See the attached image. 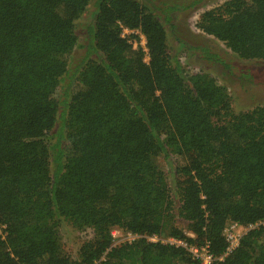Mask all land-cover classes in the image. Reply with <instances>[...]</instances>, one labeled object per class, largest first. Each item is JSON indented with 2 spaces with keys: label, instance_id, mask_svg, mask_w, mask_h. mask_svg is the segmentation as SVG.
Masks as SVG:
<instances>
[{
  "label": "trees",
  "instance_id": "obj_1",
  "mask_svg": "<svg viewBox=\"0 0 264 264\" xmlns=\"http://www.w3.org/2000/svg\"><path fill=\"white\" fill-rule=\"evenodd\" d=\"M90 3L0 0V264H201L154 234L208 241L220 258L228 219L264 220V106L235 114L215 77L186 76L168 54L169 17L141 0H97L89 35L101 56L57 98ZM119 21L145 34L149 63ZM196 26L264 60V0H226ZM163 153L177 159L188 230L172 225ZM61 220L93 230L75 260L62 252ZM114 226L141 237L112 246ZM213 264H264V226Z\"/></svg>",
  "mask_w": 264,
  "mask_h": 264
},
{
  "label": "rangeland",
  "instance_id": "obj_2",
  "mask_svg": "<svg viewBox=\"0 0 264 264\" xmlns=\"http://www.w3.org/2000/svg\"><path fill=\"white\" fill-rule=\"evenodd\" d=\"M141 1L154 10L159 18L169 17L165 24L168 32V54L179 61L186 76L195 71H203L215 77L221 85L227 87L231 97V109L235 114L264 106V60L242 59L223 41L202 32L196 26L204 11L220 6L226 0ZM96 10L97 0H91L84 14L75 23L78 44L71 54L69 71L55 94L57 98L61 96L64 88L71 87L75 73L83 62L101 56V53L94 50L93 38L89 35ZM60 127L59 120L53 133L61 130ZM156 161L166 174L173 199L172 225L188 230V221L179 213L181 198L178 191L179 171L176 156L163 153ZM57 233L63 254L72 260L78 258L81 245L94 236L93 230L79 229L68 220L60 221Z\"/></svg>",
  "mask_w": 264,
  "mask_h": 264
},
{
  "label": "built area",
  "instance_id": "obj_3",
  "mask_svg": "<svg viewBox=\"0 0 264 264\" xmlns=\"http://www.w3.org/2000/svg\"><path fill=\"white\" fill-rule=\"evenodd\" d=\"M118 23L122 28L121 35L127 38L135 49L142 50L145 53L144 60L149 63V47L145 34L140 29L128 28L120 21ZM261 226H264V220L242 223L234 219H228L223 229V236L225 237L227 247L224 254L220 258H216L211 252L210 242L208 241L202 244H190L185 240L173 236H159L154 234L146 237L152 242H161L164 244L174 245L176 247H183L192 257L199 260L201 264H213L217 259L224 260L230 256L232 252L240 246L242 238L250 230L257 229ZM111 235L113 238L112 246L126 242L131 243L138 237H141L140 235L128 231L120 226L112 227ZM189 235L194 236L193 233H189Z\"/></svg>",
  "mask_w": 264,
  "mask_h": 264
}]
</instances>
